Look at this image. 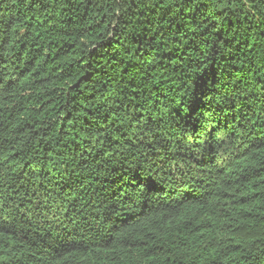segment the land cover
Segmentation results:
<instances>
[{
  "label": "trees",
  "instance_id": "16d2710c",
  "mask_svg": "<svg viewBox=\"0 0 264 264\" xmlns=\"http://www.w3.org/2000/svg\"><path fill=\"white\" fill-rule=\"evenodd\" d=\"M0 264H264V0H0Z\"/></svg>",
  "mask_w": 264,
  "mask_h": 264
}]
</instances>
